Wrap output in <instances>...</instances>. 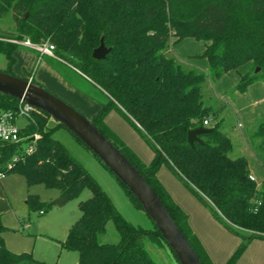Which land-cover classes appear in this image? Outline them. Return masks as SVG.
<instances>
[{"label": "trees", "instance_id": "obj_1", "mask_svg": "<svg viewBox=\"0 0 264 264\" xmlns=\"http://www.w3.org/2000/svg\"><path fill=\"white\" fill-rule=\"evenodd\" d=\"M9 12L15 33H0V52L8 63L4 73L14 75L18 47L13 41H47L54 45L60 61L103 91L106 101L100 102L99 111L89 121L152 186L203 264L212 263L190 229L187 213L160 182L157 173L161 166L168 167L227 227L248 232L225 264H235L248 241L264 240V182L257 186L249 180L244 156H229L232 143L221 130L222 120L211 124L216 112L204 103V72L184 69L166 54L182 39L202 41L200 56L207 60L212 78L249 65L236 85L239 92L246 90L259 76L254 75L255 67L264 70V0H0V17ZM100 43L108 51L95 59L92 53ZM29 75L20 78L29 79ZM18 102L12 95L0 93V112L16 108ZM112 111L119 112L149 146L153 157L148 164L111 131L105 118ZM33 117L34 122L22 128L21 142H0V171L21 175L27 187L42 184L57 189L65 201L78 197L86 187L91 191L90 197L79 202L80 216L60 242L61 248L77 251V264H158L150 257L146 242L160 248L167 245L177 260L153 221L150 230L126 221L87 169L53 138L56 128L67 130L64 125L55 121L49 126L51 117L38 108ZM205 120L209 123L204 124ZM198 127L209 130L199 133V141L190 146L187 132ZM33 133L38 138L33 150L26 152ZM251 133L256 148L264 151V118ZM115 179L143 210L126 185ZM255 198L261 200L257 212L252 210ZM25 203L39 214L54 206L30 193ZM109 220L120 235L119 242L99 243L98 236L105 232ZM4 230L0 221V264H50L36 260L32 252L8 250Z\"/></svg>", "mask_w": 264, "mask_h": 264}, {"label": "rangeland", "instance_id": "obj_2", "mask_svg": "<svg viewBox=\"0 0 264 264\" xmlns=\"http://www.w3.org/2000/svg\"><path fill=\"white\" fill-rule=\"evenodd\" d=\"M14 30L15 23L10 12L0 17V33L14 36ZM20 42L17 44L18 48L14 53L15 63L12 66V73L15 76L20 77L32 73L35 81L75 107L88 119L92 116L88 115L87 108L78 105L69 91H72L73 94L76 93L74 96L85 101L83 104L90 107L98 106L100 102L106 101L104 92L97 89L68 63L60 61L56 56L40 55L37 50L24 46ZM203 49L202 41L191 38L188 41L180 40L174 45L173 51L168 50L166 54L175 57L184 69L196 67L199 71L204 72L206 76L202 86L204 103L211 106L212 110L216 112L212 117L211 124L222 120L221 130L229 135L232 143V151L229 156L231 158L242 156L246 158L250 172L258 186L260 182H264V151L256 148L257 142H253L250 136L256 125L264 118V70L257 69L256 71L255 67L254 75L258 74V78L248 85L246 90L239 92L236 87L239 76L248 72L249 65H241L237 69L238 72L233 71L225 73L221 77L212 78L206 59L200 56ZM7 68L5 54L0 52V71L4 72ZM55 121L51 118L48 122L49 126L55 125ZM28 123L29 121L23 117L16 122L20 127ZM107 125L140 159L151 150L119 112L115 111L108 116ZM53 138L59 139L84 169H87L126 221L147 230L153 227L151 218L128 198L124 188L114 175L70 132L58 127L53 131ZM159 173L160 170L157 176ZM161 177L160 179L164 180ZM175 179L182 188H185V185L177 177ZM28 193L36 194L40 200L46 202H52L59 196L57 189H47L42 184L27 187L21 175L4 174L0 180V221L7 228L2 233L6 247L17 253L32 252L36 260L50 264H77V251L61 248L60 242L66 238L69 228L80 216L79 202L90 197L91 191L86 187L78 197L67 200L60 207L52 206L48 211L40 214L37 211H30L24 203ZM180 194L182 196L181 191ZM191 196L204 203V208L216 217L205 202L193 194ZM19 220L22 223L26 221L25 227L19 225ZM104 231L98 236L99 243L119 242L120 235L116 231L113 221L107 222ZM238 233L242 237L248 234L245 230H240ZM145 246L150 257L158 264H179L167 245L160 248L146 242ZM261 252L257 251V255H260ZM260 256L262 257L263 253Z\"/></svg>", "mask_w": 264, "mask_h": 264}, {"label": "water", "instance_id": "obj_3", "mask_svg": "<svg viewBox=\"0 0 264 264\" xmlns=\"http://www.w3.org/2000/svg\"><path fill=\"white\" fill-rule=\"evenodd\" d=\"M24 15L25 18L27 15L26 13ZM107 51L105 45L100 43V46L93 51L92 57L103 58ZM257 69L259 68L256 67L255 70ZM0 93L10 94L18 100H24L35 109L46 112L52 119L70 130L138 199L145 214L151 218L161 232L179 263L203 264L152 186L85 115L40 84L7 72L0 71ZM208 130L205 127L189 130L187 140L190 146H193L195 141H199V133ZM52 202L55 206H62L66 201L63 196L59 195Z\"/></svg>", "mask_w": 264, "mask_h": 264}, {"label": "crops", "instance_id": "obj_4", "mask_svg": "<svg viewBox=\"0 0 264 264\" xmlns=\"http://www.w3.org/2000/svg\"><path fill=\"white\" fill-rule=\"evenodd\" d=\"M188 39H191V38H185L182 40L188 41ZM203 46H204V43H203ZM173 47L174 46L170 48L171 52L173 51ZM192 68H196V67H192ZM29 76H31L32 79L35 80V77L32 73ZM69 92L72 94L73 100L78 105H83L87 108V112L89 116H93L97 111H99L101 107L100 103L98 104V106H94V107L87 106V104H83L85 101L74 96V94L76 93L73 94L72 91H69ZM113 112L114 111L110 112L105 118V121L107 123H108V116L112 114ZM152 157H153V152H151L150 150L148 151V153L145 154V156H142L141 159L145 164H148V162L152 159ZM159 170H160V173H159L158 178L160 182L163 183V185H165L171 197L180 206V208H182L183 211L187 213L189 227L195 233L200 244H202L208 258L211 260V263L212 264H225L228 261L229 256L240 246L241 241L243 240L242 236H240L236 230L232 229L231 227H227L223 222L218 220L211 212H209V210L207 211L204 208L205 207L204 203L199 201L197 198H193L191 196L192 194L186 188V186L183 185L185 188H182L181 184L179 185V183L175 179L176 177L173 176V173L168 169V167L161 166ZM160 176H162L164 180L160 179ZM260 184L261 182L258 185ZM172 189L175 191H173ZM180 191L182 192V196L180 194ZM54 207L56 206L54 205ZM16 217L19 218L18 216ZM19 225L25 227L26 221L22 223L21 220H19ZM6 230L7 228L5 227L4 231ZM257 251L259 252L262 251L260 255H262L263 253V256L261 257L260 255H257ZM235 264H264V240L263 239H260V240L252 239L248 241V244L245 247V250L239 256V259L236 261Z\"/></svg>", "mask_w": 264, "mask_h": 264}, {"label": "built area", "instance_id": "obj_5", "mask_svg": "<svg viewBox=\"0 0 264 264\" xmlns=\"http://www.w3.org/2000/svg\"><path fill=\"white\" fill-rule=\"evenodd\" d=\"M13 41V40H12ZM16 44H19V41H13ZM22 45L30 47L34 50H37L40 55H54V45L49 44L47 41L39 42V43H32L28 39L21 40L20 42ZM28 80L32 81V77ZM35 108L31 105L27 104L24 100H19L16 108L14 109H7L6 111L0 112V142H12V143H19L24 138L21 136L22 127L16 124L19 118H26L29 122H34L33 112ZM210 120V119H209ZM209 120H205L204 124H208ZM29 138L33 141L31 144L27 145L26 152H31L33 150L35 139L38 138L37 133H33L29 136ZM4 176V173L0 172V178ZM249 180H254L252 174L248 175ZM261 204L260 199H253L252 201V210L257 212L259 205Z\"/></svg>", "mask_w": 264, "mask_h": 264}]
</instances>
